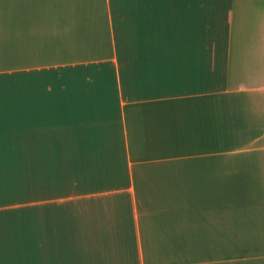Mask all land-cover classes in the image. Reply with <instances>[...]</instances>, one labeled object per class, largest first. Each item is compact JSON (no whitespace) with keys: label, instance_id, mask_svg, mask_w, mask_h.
I'll return each mask as SVG.
<instances>
[{"label":"crops","instance_id":"obj_1","mask_svg":"<svg viewBox=\"0 0 264 264\" xmlns=\"http://www.w3.org/2000/svg\"><path fill=\"white\" fill-rule=\"evenodd\" d=\"M0 264H264V0H0Z\"/></svg>","mask_w":264,"mask_h":264},{"label":"rangeland","instance_id":"obj_2","mask_svg":"<svg viewBox=\"0 0 264 264\" xmlns=\"http://www.w3.org/2000/svg\"><path fill=\"white\" fill-rule=\"evenodd\" d=\"M45 249H47L48 251H49V249H48V247L46 246V247H44ZM53 249V248H52Z\"/></svg>","mask_w":264,"mask_h":264}]
</instances>
